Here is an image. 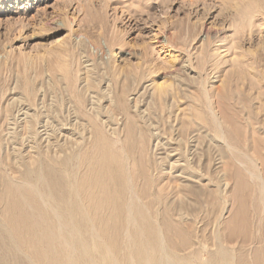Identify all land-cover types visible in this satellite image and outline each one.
Segmentation results:
<instances>
[{
	"label": "rangeland",
	"instance_id": "rangeland-1",
	"mask_svg": "<svg viewBox=\"0 0 264 264\" xmlns=\"http://www.w3.org/2000/svg\"><path fill=\"white\" fill-rule=\"evenodd\" d=\"M91 120L131 148L175 262L264 264L263 1L0 0V225L10 187L86 149ZM9 240L0 264H35Z\"/></svg>",
	"mask_w": 264,
	"mask_h": 264
},
{
	"label": "bare ground",
	"instance_id": "bare-ground-1",
	"mask_svg": "<svg viewBox=\"0 0 264 264\" xmlns=\"http://www.w3.org/2000/svg\"><path fill=\"white\" fill-rule=\"evenodd\" d=\"M138 79L140 75L136 83ZM74 96L80 106L85 103L83 95ZM119 100V109L125 111L127 104ZM91 124L94 138L86 149H74L60 161L41 159L23 172L25 184L10 187L8 217L0 225V236L10 238L15 249L16 237L29 242L35 264H178L165 252L154 218H149L152 213L142 201L132 172L131 148L122 145L126 151L120 150L93 120ZM129 126L134 141L131 121ZM255 186L258 201H264V179ZM221 255L229 264L228 254Z\"/></svg>",
	"mask_w": 264,
	"mask_h": 264
}]
</instances>
